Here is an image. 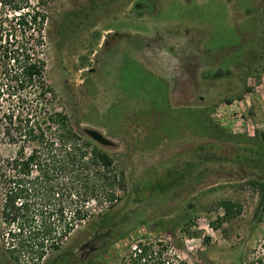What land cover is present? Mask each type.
I'll return each instance as SVG.
<instances>
[{"label":"rangeland","instance_id":"rangeland-1","mask_svg":"<svg viewBox=\"0 0 264 264\" xmlns=\"http://www.w3.org/2000/svg\"><path fill=\"white\" fill-rule=\"evenodd\" d=\"M31 1L48 12L42 58L44 80L55 93L52 106L113 158L124 183L122 189L115 185L118 196L110 208L90 200L91 214L58 248H48L40 264H118L137 238L161 250L169 264H264L261 192L249 182L256 173L243 178L212 171L182 190L181 198L147 201L145 213L133 214L144 221L130 222L131 230L120 239H100L104 247L97 235L105 230L92 227L104 212L112 224L136 211L134 187L151 174L146 170L212 140L185 109L194 115L206 111L229 136L219 142L227 151L232 143L248 144V138L264 133V0ZM89 129L111 144L95 141ZM17 148L0 121V167ZM174 171L175 165L171 174L164 173L166 179L160 177L164 190ZM224 199L240 210L219 222L218 203ZM2 203L0 178V264H30V254L10 252ZM92 244L99 248L89 253ZM57 257L65 259L55 262Z\"/></svg>","mask_w":264,"mask_h":264},{"label":"trees","instance_id":"trees-1","mask_svg":"<svg viewBox=\"0 0 264 264\" xmlns=\"http://www.w3.org/2000/svg\"><path fill=\"white\" fill-rule=\"evenodd\" d=\"M47 21L48 12L31 0H0V121L8 140L18 145L15 156L0 167L2 216L9 225L5 234L12 241L10 252L30 254V264H40L48 248H58L75 225L91 214L90 200H96L98 205L108 202L110 208L118 196L115 185L119 183L118 187L124 188L123 172L117 169L113 158L89 137L79 135L68 116L52 106L55 93L44 80L42 58ZM184 112L195 118L197 129L202 128L212 140L178 153L175 161L163 164L160 169L146 170L151 174L134 187L139 203L136 211H129L120 222L112 224H107L104 212L103 218L92 226L107 232L104 239H120L131 230L130 222L144 221L140 217L136 220L133 214L145 213L143 205L147 201L160 204L181 198L182 190L201 183L212 171L237 172L243 178L256 173L249 182L260 188L264 210V133L248 138V144L232 143L227 151L219 142L229 136L206 111L196 110V115L189 109ZM214 160L220 162L209 167ZM227 161L236 164V169L225 167L223 162ZM173 165L174 180L164 190L159 186L160 177L166 179L164 173L168 175ZM167 193L169 196L165 198ZM155 196L162 197L153 199ZM218 204L223 211L219 222L240 210L239 205L228 199ZM135 241L134 249L118 264H169L162 258V251L153 248L149 241L141 242L139 238ZM64 259L57 257L55 262Z\"/></svg>","mask_w":264,"mask_h":264},{"label":"water","instance_id":"water-1","mask_svg":"<svg viewBox=\"0 0 264 264\" xmlns=\"http://www.w3.org/2000/svg\"><path fill=\"white\" fill-rule=\"evenodd\" d=\"M88 135L93 138L95 141L99 142L100 144L106 145V144H111V141L105 138L101 133H99L96 130L89 129L86 131Z\"/></svg>","mask_w":264,"mask_h":264},{"label":"flooded vegetation","instance_id":"flooded-vegetation-1","mask_svg":"<svg viewBox=\"0 0 264 264\" xmlns=\"http://www.w3.org/2000/svg\"><path fill=\"white\" fill-rule=\"evenodd\" d=\"M106 235H107V232L105 234L97 235V238L100 240V239H103L104 236H106ZM101 243H102V245L104 247L105 246V241L102 240ZM86 246H87V244H84L83 248L86 247ZM97 248H99V247L92 244L88 251H90L89 253H91V252L95 251ZM85 257H86V255H85Z\"/></svg>","mask_w":264,"mask_h":264}]
</instances>
